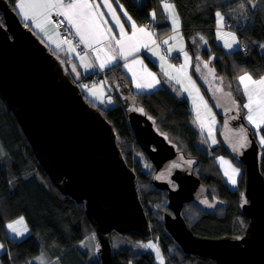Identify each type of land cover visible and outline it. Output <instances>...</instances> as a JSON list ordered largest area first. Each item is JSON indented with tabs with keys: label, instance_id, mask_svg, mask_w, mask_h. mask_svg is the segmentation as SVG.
Returning a JSON list of instances; mask_svg holds the SVG:
<instances>
[{
	"label": "trees",
	"instance_id": "16d2710c",
	"mask_svg": "<svg viewBox=\"0 0 264 264\" xmlns=\"http://www.w3.org/2000/svg\"><path fill=\"white\" fill-rule=\"evenodd\" d=\"M6 1L17 14L16 0ZM170 1L178 16L179 33L192 62L194 60L196 62L197 59L209 60L215 72L229 80L237 106L241 110L244 109L237 118L232 116L229 119V127L237 120L239 123L243 122L244 128L249 129L256 138L259 144V170L264 175V143L258 141L256 132L258 130L261 139H264V124L254 129L247 120H244V114L248 112V109L246 110L242 105L248 97L237 80L242 73H249L254 79L264 75V0ZM119 2L123 4L138 25H143L145 19L150 21L149 10L157 7V0H143L142 2L119 0ZM217 12L222 15L223 25L231 31L238 43L233 50L228 51L218 41L216 28L220 21L217 18ZM162 16L164 17L163 14ZM0 21H3L1 10ZM159 28L165 30V34L171 30L168 24L161 25ZM165 34L159 36L158 43ZM164 44L167 47V43ZM57 53H61L58 58L67 71L65 64L69 58L62 51ZM175 60L179 61L176 58ZM102 73L114 86L127 91L129 98L117 96L118 103L102 108L101 112L113 126L120 152L126 164L135 172L140 200L144 209H148L151 213L147 215L150 228L148 236H141L137 232L120 234V236L125 240L152 238L163 255V264H217L213 259L187 254L177 245H175V251L170 252V246L175 242L165 230L160 213L162 210H170L164 202H159L157 206H154L155 195L165 196V194L155 189L149 173L142 169L140 160L134 155L139 145L129 124L128 111L136 107L140 111L142 109V112L152 119L156 129L176 146L183 160L187 162L193 160L192 172L209 189L207 194L201 198L206 199L207 197L210 200L218 198L220 202L217 206L218 211L197 209V216L192 222L185 216L193 217V213L183 215L191 230L204 236L226 234L240 236L246 226L245 224L243 227L240 222V219L244 221L246 219L240 209L243 164L239 162L238 157L234 159L232 157L234 163L241 166L236 188L228 186L220 174L215 172V156L231 155V151L220 140L219 130L222 125V116L218 115L221 119L216 131L218 143L212 145L208 151L203 150L196 145L198 132L191 125L189 103L186 97H177L166 86H160L148 92L133 91L128 74L120 64ZM191 74L198 80L193 68H191ZM101 75V73L97 76L95 73H87L80 79L91 84L92 81L98 79L96 77ZM79 88L81 90L80 85ZM203 90L205 91L204 88ZM205 95L210 100L206 92ZM0 147L3 152L0 157V245L2 244L6 249L0 253L2 264H27L31 257L42 250L48 252H45L48 261L57 256V259H54L57 264H101L99 257H95L94 251L91 254L90 251L76 245L86 235L90 234L93 237L95 235L93 226L85 216L83 204L75 202L68 195L61 194L53 186L1 93ZM201 198L199 202L202 201ZM197 203H185L181 212L184 213L188 207L197 208ZM20 216L24 217L30 232L21 239H14L7 235L4 225L5 222ZM51 263L54 264L52 261ZM111 264H156V262L154 254L149 249L138 252L132 247L118 249L112 247Z\"/></svg>",
	"mask_w": 264,
	"mask_h": 264
},
{
	"label": "water",
	"instance_id": "95a60500",
	"mask_svg": "<svg viewBox=\"0 0 264 264\" xmlns=\"http://www.w3.org/2000/svg\"><path fill=\"white\" fill-rule=\"evenodd\" d=\"M0 10V93L52 184L83 204L99 244L101 264H111L113 231L150 234L135 172L120 152L112 124L85 99L71 61H66V71L58 58L61 53L51 52L6 0H0ZM90 51L100 72L119 61L115 57L101 68L111 50L99 44ZM101 79L113 95L104 74ZM128 120L136 142L154 164L153 172L180 161L181 154L146 113L129 110ZM238 159L244 168L245 201L240 209L247 222L240 236L198 235L188 227L181 213L183 205L198 202L209 191L188 162L172 169L175 187L155 177L152 183L167 191L170 211H160L162 222L183 252L217 264H264V175L259 170V145L250 131L248 145Z\"/></svg>",
	"mask_w": 264,
	"mask_h": 264
},
{
	"label": "crops",
	"instance_id": "0c3cea01",
	"mask_svg": "<svg viewBox=\"0 0 264 264\" xmlns=\"http://www.w3.org/2000/svg\"><path fill=\"white\" fill-rule=\"evenodd\" d=\"M137 2H142L143 0H135ZM27 3V0H25ZM90 3H94L96 5H99L98 9H95L98 13H103V17L101 18L103 21H107V23H101V29L104 31V36L100 38V42L97 43L95 40L92 41V47L104 44L107 48L109 44L112 45V49H116L118 51V46L115 44V40L121 39L120 29L118 26H116V18L119 19L120 24L124 27V32L127 34V36H132L134 29L132 28V23L134 22L137 26V29L144 28L146 33H149L150 35H146L145 33H141L138 30H136V35L133 38L132 43L136 44L139 47V51L132 52L131 55H127L125 57H121L120 55H116L119 57V63L122 66L123 70L128 74L131 89L133 91H150L160 86H166L169 88L174 95L177 97H186L188 99L189 103V110L191 115V125L193 128L201 134L206 130L208 126H204L202 122L199 119L200 114L202 111H205L206 115H208V119L212 121V127L210 130H214L216 127L215 123L213 122V119H215L216 113L208 111L209 107L214 108L213 101L207 98L205 95V92L203 90L207 88H211L214 90L215 93H221L222 89H220V83L221 86H227L226 79H222L219 77V74H215L214 69L210 63L209 60H199L197 59L196 62H192V58L187 53L185 47H184V41L182 36L179 33L180 28V22L178 19V16L176 14V11L174 9L173 3L170 0H157V7L150 8L148 13V18L151 20L152 25L151 27H146L144 25H138L135 19L129 14V12L124 8L123 4L119 2V0H108V3L111 5V8L105 7L104 0H89ZM17 3V0L15 1V4ZM172 5L173 7L170 9H166L164 7L165 4ZM122 6V7H121ZM115 11V16H113L112 11ZM17 16L21 21H24L22 16L19 14V10L16 8ZM124 12H127L128 16L131 17V21L128 20V18L123 14ZM158 13H160L158 15ZM164 17L162 16V14ZM55 12L52 13L51 19L53 23L51 24H45V31H40L39 28H36L35 25L32 23L31 20L24 21V23L30 27L36 35L45 43V45H48L52 52L57 53L59 51H62V53L69 58L71 61L72 68L75 66V75L78 74V72L81 74H86L91 72H97L99 73V70L97 69V65L95 63V59L93 58L91 52V48L86 47L83 44V48L81 50H77L75 48V40L79 39V36L75 34V29L73 28L72 31L74 33L73 36H67L65 38H62L59 30L55 24L54 21ZM222 16V15H221ZM218 18V17H217ZM220 21L216 28V33L218 36L219 42L225 47V42L227 41L232 46L225 47L228 51L233 50L237 47V42H233L232 36H229L227 34L231 33V31L223 25V21L218 18ZM155 24V26H154ZM169 25V28L171 29L169 33L165 34L166 31L162 28H159L161 25ZM223 25V26H222ZM111 28V32H107V29ZM131 28L132 31H129L128 29ZM165 34L163 37L164 43L167 41V47L169 53L173 56L176 55L177 57H174L178 59V63H174L173 60L166 59L160 50L159 43L157 42V39L160 35ZM232 34V33H231ZM64 40H70L71 41V47L67 43H63ZM236 41V39H235ZM57 44H60V47H57ZM147 45L145 47L144 45ZM71 48H74L75 51H72ZM110 49V48H109ZM112 49H110L112 51ZM127 51V49H126ZM186 54V55H185ZM83 57V60L81 59ZM161 57L164 59L162 60ZM153 65H151V63ZM118 64V63H117ZM85 65H91V67H86ZM184 66L183 69H181V66ZM193 65V67H192ZM207 65V67L205 66ZM191 68H193L194 73L198 80L191 74ZM77 69V70H76ZM211 70V71H210ZM78 71V72H77ZM148 73H152L155 76V80L152 79V76H149ZM245 73H242L241 75H244ZM249 74V73H248ZM239 75V76H241ZM223 76V75H220ZM238 76V77H239ZM237 77V80L239 82V79ZM264 75H262L258 79L253 80H259ZM190 78V79H189ZM210 81V84H207V81ZM85 81V80H84ZM79 82L81 86V91L90 99L97 101V99H100L102 97V86L99 84L101 79H99L98 82L93 83L92 85H88V83L85 82ZM212 81H217L219 84L212 83ZM140 84H148L151 83L152 87H141L137 88L136 85ZM194 84V87H193ZM240 87L242 88L244 92V86L240 84ZM84 86V87H83ZM87 86V87H85ZM203 86V88H202ZM250 89L254 88L255 85L249 84ZM229 88V87H228ZM187 89V90H186ZM198 90V91H197ZM209 92V91H208ZM210 93V92H209ZM245 93V92H244ZM210 96L212 97L211 93ZM218 97V95H216ZM202 97V99H201ZM218 102L222 101V96L219 98L213 97ZM256 99L255 93H254V100ZM235 101V99H233ZM190 101V102H189ZM212 101V102H211ZM205 103L207 107H205ZM219 103V102H218ZM248 103V99L246 102ZM242 105V106H243ZM253 107H256V104H253ZM238 108L237 104L236 106L230 111H236ZM215 109V108H214ZM247 110V109H246ZM246 112V111H245ZM248 112H246L247 114ZM209 130L206 131V134H208ZM217 143V139L214 136V139L205 140V144L207 145L205 147H211ZM17 220H20V217H17ZM21 227V231L25 233H29L30 230L23 220V224H19ZM26 227L27 231H24V228ZM7 230V228L5 227ZM17 238V237H15ZM94 237L90 234L86 235L81 241L77 242L76 245L83 247V249H86L88 251H94L93 253H96V248H94ZM84 240H88L89 244L84 245L82 242ZM5 251V246L0 245V253L2 251ZM47 251L42 250L39 253H37L35 256H33L31 259H29L30 264H52L51 261L54 264H57L56 260L54 262L53 258L51 261H48V257L46 255ZM48 253V252H47ZM92 254V253H91ZM28 262V264H29Z\"/></svg>",
	"mask_w": 264,
	"mask_h": 264
},
{
	"label": "rangeland",
	"instance_id": "374dc122",
	"mask_svg": "<svg viewBox=\"0 0 264 264\" xmlns=\"http://www.w3.org/2000/svg\"><path fill=\"white\" fill-rule=\"evenodd\" d=\"M56 15V14H55ZM24 24V23H23ZM24 25H26V24H24ZM143 25L144 26H148V27H151V25L150 24H147V20L145 19L144 21H143ZM27 26V25H26ZM28 27V26H27ZM30 28V27H29ZM31 29V28H30ZM130 29V28H129ZM128 29V30H129ZM32 30V29H31ZM130 31V30H129ZM62 37V36H61ZM62 38H65V37H62ZM164 40H163V37L159 40V43H160V45L159 46H161V44H164V42H163ZM219 41V40H218ZM44 43V42H43ZM45 44V43H44ZM75 44H76V49L77 50H81V49H78V47L80 48V44H78V42L76 41L75 42ZM77 45H79V46H77ZM165 45V44H164ZM47 46V48L52 52V49L48 46V45H46ZM166 47V46H165ZM84 49V48H83ZM161 49V48H160ZM89 52H91L90 50H89ZM112 52V51H111ZM166 52H167V54H168V58H166V59H168V60H173L174 61V63H178V61L177 60H174V57H172V55L169 53V51L167 50V47H166ZM162 53V52H161ZM163 55V54H162ZM117 57V56H116ZM117 59L119 60V57H117ZM96 63V62H95ZM118 64H120L119 63V61H118ZM96 65H97V63H96ZM97 69L99 70V68H98V65H97ZM214 69V68H213ZM77 70V69H76ZM78 72V71H77ZM214 72H215V70H214ZM89 73H90V71H89ZM91 73H95V76H97L99 73H102V71L100 72L99 71V73H97V72H91ZM87 74V73H86ZM102 74H104V73H102ZM215 74H216V72H215ZM84 74H81L80 75V73L78 72V74H76V77L77 78H80L81 76H83ZM105 75V74H104ZM218 75V74H217ZM241 75V74H240ZM219 77H221L222 79H226V81H227V86H221V83H220V89H222V92L221 93H215L214 92V90H212L211 88H207V89H205V91L204 92H206L209 96H210V93H211V95H212V97L210 96V98H211V100L213 101V103H214V108L211 106V107H209L208 108V111H210V112H215L216 113V118L215 119H213V122L215 123V125H216V127L214 128V130L212 131V130H210L211 129V127H212V121H210L209 119H208V115H206V113H205V111H202V113L200 114V116H199V119H200V121L202 122V124H204V126H208L209 125V127L206 129V130H204V132H202L201 134H199V132H198V139H197V141H196V145L199 147V148H201V149H203V150H206V151H208L210 148L209 147H205V146H207V145H204L205 144V140L207 139V140H210V139H214V136H215V138L217 139V143H218V137H217V135H216V131H217V124H218V122L219 121H221V119L220 118H218V115L220 114L221 116H222V122H221V128H220V130H219V135H220V140L224 143V146H226L230 151H231V155H225V154H219V155H217V156H215V164H216V167H217V171H216V167H215V172L216 173H219L220 174V176L223 178V180L227 183V185L228 186H230V187H232V188H236L237 187V176H238V174H239V172H240V170H241V166L240 165H236L235 163H234V161H233V159L234 158H236V157H238V155L241 153V151L248 145V132H249V129H247V128H244V125H243V122H241V123H239L238 122V120H237V122L238 123H234V124H232V126H230L229 127V123H228V121H229V119L233 116V117H235V118H237L238 117V115H240L241 114V111H244V109L243 110H241V109H239V107L237 108V110L234 112V111H232V112H230L235 106H236V104H237V101H234L233 99H235V97H234V92H233V90L231 89V86H230V83H229V80L225 77V76H220L219 75ZM128 78H129V76H128ZM99 79H101V77L99 76L98 77V79L97 80H94V81H92V83L91 84H88V85H92L93 83H96V82H98L99 81ZM83 82V81H82ZM85 82V81H84ZM109 82V81H108ZM85 83H87V82H85ZM110 83V85H111V87H112V90H113V95H111V94H108L107 93V91L105 90V88H104V85H103V81H102V79H101V81L99 82V84L102 86V97H100V99H97V101H94V100H90L84 93V95L88 98H86L87 99V101L92 105V106H95V107H97V108H99V109H102V108H107V107H111V106H114V105H116L117 103H118V98H117V96H119L120 98H126V93H127V91H125V90H122V89H120L119 87H117V86H114L113 85V83H111V82H109ZM131 83V82H130ZM212 83H215V84H219V82H217V81H212ZM207 84H210V81L208 80L207 81ZM84 87V86H83ZM229 87V88H228ZM210 93H209V92ZM136 92H138V91H136ZM145 92H147V91H145ZM229 93H230V95H229ZM118 94V95H117ZM216 95H218V97L216 96ZM220 96H222V101H219L218 100V102L215 100V98H213V97H216V98H219ZM236 100V99H235ZM190 102V101H189ZM132 108V107H131ZM134 108V107H133ZM136 110H138V111H140L137 107L135 108ZM229 112V113H228ZM244 113V112H243ZM248 114V113H247ZM247 114L245 113L244 114V120H247L248 121V119H247ZM239 119V118H238ZM240 119H241V116H240ZM235 121V120H234ZM249 122V121H248ZM256 123H259V120H256ZM256 123H251V122H249V124H250V126L251 127H253L254 129H258V128H260V126H261V124H260V126L259 127H256ZM242 124V125H241ZM207 130H209L208 132V134H206V131ZM241 130H243V131H241ZM256 132H257V139H258V141L261 143L262 142V139H261V134L260 133H258V130H256ZM173 144V143H172ZM216 144V143H215ZM214 144V145H215ZM174 145V144H173ZM175 146V145H174ZM175 148H176V146H175ZM177 149V148H176ZM140 150V151H139ZM2 155H3V152H2V149H1V147H0V157H2ZM135 157L136 158H138L139 160H140V162H141V166H142V169L144 170V171H146L147 173H149V178L152 180L154 177L155 178H158V179H160V180H165L166 179V177H167V173L169 174V169H165V170H163V171H161V170H158L157 172H153L152 173V170H154V164L146 157V155H145V153L143 152V150L140 148V146H139V149L138 150H136L135 151ZM232 157H233V159H232ZM182 159L183 158H181L180 159V161H182ZM185 160V159H184ZM239 160V159H238ZM189 162H191V163H189ZM192 162H193V160L191 161H188V163L189 164H192ZM226 162V163H225ZM240 162V161H239ZM232 169H238V172H237V174L235 175V180H236V183L235 184H233L232 182H231V180L229 179V176H227V175H225V172L227 171L228 173H229V175H231L232 174ZM244 169V168H243ZM157 173V174H156ZM40 176V175H39ZM36 177V176H35ZM150 180V181H151ZM167 182L170 184V185H172V186H174V183L172 182V181H170V180H167ZM52 183V182H51ZM152 185L154 186V184L152 183ZM54 186V185H53ZM171 186V187H172ZM55 187V186H54ZM155 187V186H154ZM175 187V186H174ZM243 187H244V185H243ZM56 188V187H55ZM57 189V188H56ZM155 189H157V190H159V191H162L164 194H165V196H158V195H155V199H156V201H155V203H154V206H157L158 205V203L159 202H164V203H167V200H168V198H167V191L165 190V189H161V188H157V187H155ZM58 190V189H57ZM59 191V190H58ZM63 195H65V194H63ZM69 196V195H68ZM201 202H199L198 201V203H197V205H198V207L197 208H193V207H188L187 209H185V211H184V213H182V215H190V213H193L194 215H193V217L191 216V217H187V216H185V218H187L190 222H192L194 219H195V217L197 216V209H199V210H210V211H218V209H217V206L220 204V202H219V200H218V198L217 199H214V200H210L209 198H207L206 197V199L204 198V197H202L201 198ZM240 203H242L243 201H245V197H244V195H243V189H242V191H241V197H240ZM206 204H205V203ZM208 207V208H207ZM147 211V215L148 214H151L150 213V211L147 209L146 210ZM162 216V215H161ZM22 218H23V220L25 221V219H24V217L23 216H21ZM184 217V216H183ZM18 218H14V219H12V220H9V221H7V222H5V225H4V227H6L7 228V230L5 229V232L7 233V235L8 236H10V237H12V238H14V239H21V238H23V237H25L28 233H25V232H23V231H21L22 229H21V227L19 226V224H16L15 222L16 221H18L17 220ZM185 220V219H184ZM186 222V221H185ZM240 222H241V225L244 227L245 226V224H246V219H245V221L242 219H240ZM25 223H26V221H25ZM163 223V222H162ZM9 224H13L19 231H21L22 232V235H17L16 233H14V232H12V230L11 229H9L8 227H7V225H9ZM164 226V225H163ZM189 227V226H188ZM190 228V227H189ZM244 229H245V227H244ZM166 230V229H165ZM169 234V233H168ZM170 235V234H169ZM15 237H17V238H15ZM170 237L173 239V237L170 235ZM94 248L97 246V248H96V253H95V257H99V255H98V251H99V244H98V242H97V238H95V235H94ZM153 239L152 238H150V239H138V240H130V239H127V240H125L122 236H120V234H118L117 232H112L111 233V245H112V247L114 248V249H118V248H125V247H132V248H134V250H136V251H141V250H147V249H149V250H151L152 251V253L154 254V257H155V262H156V264H163V255L161 254V252H160V250H159V248H157L156 247V245L154 244V242L152 241ZM173 241H174V239H173ZM175 242V241H174ZM149 243H151V244H153V245H155V247L154 248H146V247H144L143 245H146V244H149ZM82 244H84V245H88L89 244V242H88V240H84L83 242H82ZM175 245H177V246H179L176 242L175 243H173L171 246H170V252H174L175 251ZM78 246V245H77ZM83 250V249H82ZM92 252V251H91ZM159 253V254H158ZM205 258V257H204ZM100 259V258H99ZM210 259V258H209ZM212 260V259H211ZM101 262V261H100ZM183 264H185V263H183Z\"/></svg>",
	"mask_w": 264,
	"mask_h": 264
},
{
	"label": "snow or ice",
	"instance_id": "6c2138e0",
	"mask_svg": "<svg viewBox=\"0 0 264 264\" xmlns=\"http://www.w3.org/2000/svg\"><path fill=\"white\" fill-rule=\"evenodd\" d=\"M104 4L105 7L111 8V5L108 3V0H104ZM15 7L19 10V14L22 16L24 21L31 20L35 27L39 28L42 32L45 31V24L53 23L51 16L52 13L55 12L58 17H63V21L57 22L56 26L59 27L60 24L66 21V27L68 28V30L74 28L75 34L79 36V42L89 48L92 47L93 40L99 43L100 38L103 37L105 34L104 31L101 29V23H107V21H103L101 19L103 17V13H98L95 11V9L99 8V5L90 3L89 0H27V3L25 2V0H17ZM164 7L166 9H170L173 6L166 3ZM112 14L113 16H115L114 10L112 11ZM123 14L128 18L129 21H131V17L128 16L127 12H124ZM216 15L221 20L223 19L219 12H217ZM116 26L119 27L120 34L122 37L119 40H115V44L118 46V51L116 49H112V45L109 44L108 47L112 49V55L100 64L101 68H103L106 63H110L111 60L115 59L116 55H120L121 57L126 58V56L131 55L132 52L139 51V47L136 44L132 43L133 38L136 35V30L141 33H145L146 35H150L149 33L145 32L144 28L137 29V26L134 22L131 25L134 29L132 36H127V34L124 32V27L122 24H120L118 18H116ZM107 32L110 33L111 28H108ZM227 35L232 36L233 42H236L234 35H232L231 33ZM63 43H67L71 47L70 40H64ZM165 43H167V41H165ZM144 46L147 47L146 44ZM231 46L232 45L230 43H228L227 41L225 42V47L230 48ZM57 47L59 48L60 44H57ZM71 50L75 51L74 48H71ZM81 59L83 60V57H81ZM161 59L163 60L164 58L161 57ZM85 66L91 67V65ZM205 66L207 67V65ZM183 68L184 66L182 65L181 69ZM73 71H75V66H73ZM148 75L152 76V79L155 80V76L152 73H148ZM238 79L240 84L244 86V92L248 97V103L243 105L245 109H248L247 119L251 123H256V120H259V123H256V127H259L260 124H264V77L259 80H253L250 74L245 73L244 75L239 76ZM249 84L255 85V87L250 89ZM136 87H152V84L138 83ZM254 93L256 96L255 100ZM254 103L256 104L255 108L253 107ZM205 107H207L206 103ZM141 111L143 110L141 109ZM262 143H264V139H262ZM237 172L238 169H232L231 175H229L227 171L225 172V175L229 176V179L233 184L236 183L234 177ZM15 223L23 224V218H20V220L16 221ZM7 227L17 235H22V232L19 231L13 224H9L7 225ZM24 231H27L26 227L24 228ZM143 246L146 248L155 247V245L151 243ZM41 264H43V262H41Z\"/></svg>",
	"mask_w": 264,
	"mask_h": 264
},
{
	"label": "built area",
	"instance_id": "2783aa9c",
	"mask_svg": "<svg viewBox=\"0 0 264 264\" xmlns=\"http://www.w3.org/2000/svg\"><path fill=\"white\" fill-rule=\"evenodd\" d=\"M54 21H55V24H57V22L63 21V17H58L56 15V16H54ZM150 23H151V20L150 21L147 20V24H150ZM66 24H67V22L65 21L64 23L60 24L59 27H57L58 30H59L60 35L62 37L73 36L74 33H73L72 29L71 30H68V28L66 27ZM129 30L131 31L132 29H129ZM76 41L78 42V44L81 45L80 48L78 47V49H83V44L79 42V39L75 40V42ZM77 46H79V45H77ZM75 47H76V44H75ZM160 48H161V51H162L163 56L165 58H168L169 56H168V54L166 52L165 45L164 44H161Z\"/></svg>",
	"mask_w": 264,
	"mask_h": 264
},
{
	"label": "flooded vegetation",
	"instance_id": "af4514ba",
	"mask_svg": "<svg viewBox=\"0 0 264 264\" xmlns=\"http://www.w3.org/2000/svg\"><path fill=\"white\" fill-rule=\"evenodd\" d=\"M126 97L127 98H129L128 97V94L126 93ZM236 123H237V121H236ZM181 154V153H180ZM181 158H182V154H181ZM183 162H187L186 160H183L182 159V161H179V162H171L170 164H169V166L167 167V168H165V169H169V174L167 173V177H166V181L167 180H170V181H172L173 183H174V186H176L177 184H176V182L171 178V176H172V169L173 168H175V167H177V168H182L183 167ZM165 169H162L161 171H163V170H165ZM154 171V170H153ZM159 172V171H158ZM157 172V173H158ZM156 173V174H157ZM170 186H172V185H170ZM174 186H172V187H174Z\"/></svg>",
	"mask_w": 264,
	"mask_h": 264
},
{
	"label": "bare ground",
	"instance_id": "6f19581e",
	"mask_svg": "<svg viewBox=\"0 0 264 264\" xmlns=\"http://www.w3.org/2000/svg\"><path fill=\"white\" fill-rule=\"evenodd\" d=\"M55 16H56V15H55ZM76 40H77V39H76ZM31 258H32V257H31ZM31 258H30V259H31ZM28 262H29V260L27 261V264H28ZM29 264H30V262H29Z\"/></svg>",
	"mask_w": 264,
	"mask_h": 264
},
{
	"label": "clouds",
	"instance_id": "9594fccd",
	"mask_svg": "<svg viewBox=\"0 0 264 264\" xmlns=\"http://www.w3.org/2000/svg\"><path fill=\"white\" fill-rule=\"evenodd\" d=\"M131 29V28H130ZM101 77V76H100ZM96 78H98V77H96ZM259 145V144H258Z\"/></svg>",
	"mask_w": 264,
	"mask_h": 264
}]
</instances>
